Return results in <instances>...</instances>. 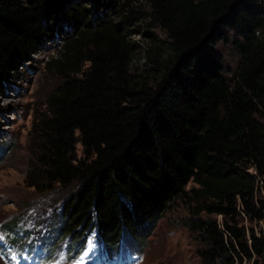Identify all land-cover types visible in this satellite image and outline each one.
<instances>
[{
    "label": "trees",
    "instance_id": "obj_1",
    "mask_svg": "<svg viewBox=\"0 0 264 264\" xmlns=\"http://www.w3.org/2000/svg\"><path fill=\"white\" fill-rule=\"evenodd\" d=\"M141 21L163 37L142 30L133 67ZM58 34L45 67L59 80L33 114L24 173L64 193L49 245L67 237L73 256L93 230L108 254L126 235L140 247L182 200L202 264H264L263 232L239 224H264V0H0V86ZM20 219L3 226L10 243L25 242Z\"/></svg>",
    "mask_w": 264,
    "mask_h": 264
},
{
    "label": "rangeland",
    "instance_id": "obj_2",
    "mask_svg": "<svg viewBox=\"0 0 264 264\" xmlns=\"http://www.w3.org/2000/svg\"><path fill=\"white\" fill-rule=\"evenodd\" d=\"M134 27V32L129 35L136 45L131 66L140 67L143 61L142 49L148 36L142 34V30L154 32L159 38H162L163 34L148 22H137ZM60 42L61 37L58 34L41 43L23 61L18 72L0 86V264H13L17 257L34 258L36 264H71L76 261L74 258L68 262L64 258L67 237L60 239L57 247L49 245L48 238L44 237L46 221L51 212L59 211L64 193L56 189L38 191L24 181L29 156L28 134L33 114L41 108L45 94L59 80L58 76L45 67V60L54 53ZM217 46L224 60L233 65L235 55L229 45L218 42ZM74 147L76 155L80 156V142L76 141ZM248 170L252 171V168L249 167ZM256 195L264 198V184L257 187ZM190 210L188 204L178 200L155 221L140 247L130 235L123 236L116 259L107 257V251L96 241L93 230L89 231L78 257L86 250L91 239L95 247L89 252L91 258L87 264H94L99 260L108 262L119 259L126 260L127 264H202L196 251L200 244L198 235L187 226ZM19 217L21 219L15 231L22 234V238L26 236V242L23 246L10 245L4 238L6 234L3 226ZM216 218L219 219L220 216L217 215ZM239 224L251 226L257 234L262 231L264 237V224L261 221L240 216ZM72 238L73 236L70 239ZM233 264H249V261L242 259Z\"/></svg>",
    "mask_w": 264,
    "mask_h": 264
},
{
    "label": "snow or ice",
    "instance_id": "obj_3",
    "mask_svg": "<svg viewBox=\"0 0 264 264\" xmlns=\"http://www.w3.org/2000/svg\"><path fill=\"white\" fill-rule=\"evenodd\" d=\"M95 245L91 242V239H89L88 246L86 250L79 256L78 260L76 261V264H84V261L86 259H90L89 252H91L94 249Z\"/></svg>",
    "mask_w": 264,
    "mask_h": 264
},
{
    "label": "bare ground",
    "instance_id": "obj_4",
    "mask_svg": "<svg viewBox=\"0 0 264 264\" xmlns=\"http://www.w3.org/2000/svg\"><path fill=\"white\" fill-rule=\"evenodd\" d=\"M89 254H90V253H89ZM89 256H90V255H89ZM92 257H93V256H92ZM78 258H79V257H78ZM78 258H77V259H78ZM77 259H76V261H77ZM100 259H101V258H100ZM88 260H90V259H86V260L84 261V264H87V261H88ZM76 261H75V262H76ZM75 262H74V264H76ZM103 263H104V264H127V261H126V260H120V259H119L118 261H108V262H107V261L99 260V261H95L94 264H103ZM33 264H36V262H34Z\"/></svg>",
    "mask_w": 264,
    "mask_h": 264
}]
</instances>
